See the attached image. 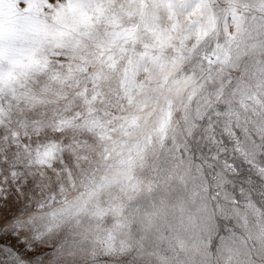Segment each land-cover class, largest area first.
<instances>
[{
    "label": "snow or ice",
    "instance_id": "obj_1",
    "mask_svg": "<svg viewBox=\"0 0 264 264\" xmlns=\"http://www.w3.org/2000/svg\"><path fill=\"white\" fill-rule=\"evenodd\" d=\"M0 264H264V0H0Z\"/></svg>",
    "mask_w": 264,
    "mask_h": 264
}]
</instances>
